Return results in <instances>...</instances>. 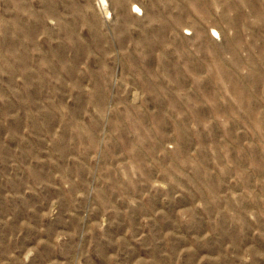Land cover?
Instances as JSON below:
<instances>
[{
  "label": "rangeland",
  "instance_id": "374dc122",
  "mask_svg": "<svg viewBox=\"0 0 264 264\" xmlns=\"http://www.w3.org/2000/svg\"><path fill=\"white\" fill-rule=\"evenodd\" d=\"M0 264H264V0H0Z\"/></svg>",
  "mask_w": 264,
  "mask_h": 264
}]
</instances>
